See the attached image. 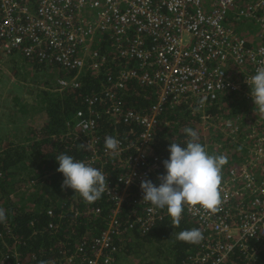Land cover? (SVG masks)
<instances>
[{"label":"built area","instance_id":"2783aa9c","mask_svg":"<svg viewBox=\"0 0 264 264\" xmlns=\"http://www.w3.org/2000/svg\"><path fill=\"white\" fill-rule=\"evenodd\" d=\"M9 57L75 70L56 80L54 92L78 89L80 74L98 82L53 139L88 145L76 160L107 177L106 203L82 210L71 205L69 215L104 224L90 242L62 249L57 264H119L121 241L172 219L167 208L143 201L140 187L145 179L158 186V176L166 174L152 142L167 103L192 107L203 132L245 151L242 160L224 154L232 165L222 171L219 212L184 206L181 219L204 236L187 264H227L235 253L246 264L253 261L254 245L264 238V114L255 108L246 80L264 67V0H0V62ZM133 82L153 87V104L143 111L119 103ZM224 93L240 95L250 107L213 115L210 107ZM100 121L116 130L110 135L120 141L115 153L105 149ZM57 228L48 225L52 232ZM5 236L12 249L0 264H25L10 226L0 233Z\"/></svg>","mask_w":264,"mask_h":264},{"label":"trees","instance_id":"16d2710c","mask_svg":"<svg viewBox=\"0 0 264 264\" xmlns=\"http://www.w3.org/2000/svg\"><path fill=\"white\" fill-rule=\"evenodd\" d=\"M228 22L232 23L230 16ZM33 65L44 68L43 65ZM57 68L59 77H65L61 72L64 70L58 66ZM73 73L66 72V76L71 77ZM78 80L80 83L78 89H66L58 93L48 88L41 90L36 103L31 105L29 111L42 113L43 121L37 124L38 127L27 128L25 134L20 135L13 131L14 137L7 139L8 141L2 145L0 171L2 170L5 178L0 186V208L5 210L7 219L0 222V233L4 231L5 226L12 228V233L21 240L17 251L19 259L25 264H40L41 261L57 264L56 259L62 249L72 251L76 242L82 240L90 242L103 228L104 222L101 218L93 222L82 215L76 221H72L69 215L70 206L82 210L88 203L72 189L62 190L64 177L57 171L59 163L56 157L61 153L71 155L74 159L83 156L81 148L71 146L66 141L53 139L62 133L66 121L77 109L84 107V97L97 88L98 82L90 73L80 74ZM127 87L129 89L119 95V103L124 108L143 111L153 104V87L135 82ZM247 108L240 95L224 93L218 102L210 107V112L213 115L226 116ZM192 109L182 103L176 107L167 103L164 107L162 123L156 127L152 142L155 152L161 157V163L169 158L170 153L167 149L170 143L186 147L189 137L183 131L185 127H190L198 133L199 142L206 147L209 154L230 153V161L242 160L245 151L230 146L227 141L218 138V135L214 134L212 137L211 133L203 132ZM99 129L104 138L116 131L113 126L102 122ZM221 141L228 143L227 149L220 146ZM230 165L232 162L224 165L222 171ZM33 181L36 183L31 185ZM105 203L103 196L94 202L95 205L102 207ZM49 210L52 211L51 216L47 214ZM51 223L58 226L56 232L48 229ZM193 228H196L195 225L188 219H181L178 227L173 225L172 219H167L157 224L149 233L134 234L119 244L123 248V254L140 256L142 259H144L142 255L146 253L143 249H146L145 251L151 253V258H154V261L147 264L159 262L187 264L189 257L200 245L177 240L176 235ZM12 243L9 237L0 238V257L12 249ZM254 246L257 253L249 264H264V238ZM227 264L246 263L240 254L235 253Z\"/></svg>","mask_w":264,"mask_h":264},{"label":"clouds","instance_id":"9594fccd","mask_svg":"<svg viewBox=\"0 0 264 264\" xmlns=\"http://www.w3.org/2000/svg\"><path fill=\"white\" fill-rule=\"evenodd\" d=\"M251 88L250 95L255 108L264 114V67L256 69L255 75L246 80ZM58 93V92H57ZM203 103V101H201ZM84 127L87 122L81 121ZM189 137L186 147L178 143H170L169 158L164 160L166 174L158 176L159 185L151 180L141 181L143 201L149 202L156 208H167L174 226H179L184 206L199 205L206 213H217L221 210L222 168L228 163L222 154H209L206 147L199 142L198 133L190 127H185ZM120 141L113 136L105 137V149L115 153ZM81 149L87 150L88 145L80 144ZM59 163L57 171L63 174V189H72L86 203H94L108 189L107 177L104 173L90 164L74 159L73 156L61 153L56 157ZM199 209H197L198 211ZM7 219L5 210L0 208V222ZM176 239L199 244L204 239L198 228L181 231ZM40 264H47L41 261Z\"/></svg>","mask_w":264,"mask_h":264},{"label":"rangeland","instance_id":"374dc122","mask_svg":"<svg viewBox=\"0 0 264 264\" xmlns=\"http://www.w3.org/2000/svg\"><path fill=\"white\" fill-rule=\"evenodd\" d=\"M242 28L241 25L240 30ZM27 66H30V64H27L21 58L11 59L9 57L0 62V144H5L10 136L14 137L13 131L20 133V135L25 134L32 123L35 124L41 121V115L39 117L37 114L31 113L27 105L36 103L37 95H39L42 88L43 90L46 88L53 90L56 80L59 78L57 67L27 70ZM32 72H35L34 77H32ZM42 72H44L43 75L40 74ZM61 72L67 77L65 71ZM249 107L250 105H248ZM219 144L227 149V145L223 141ZM233 147L240 148L237 145H233ZM143 250L146 252L142 255L144 259L131 254H121L119 255V264H143L144 262V264H147L154 261V258H151V253L145 251L146 249Z\"/></svg>","mask_w":264,"mask_h":264},{"label":"crops","instance_id":"0c3cea01","mask_svg":"<svg viewBox=\"0 0 264 264\" xmlns=\"http://www.w3.org/2000/svg\"><path fill=\"white\" fill-rule=\"evenodd\" d=\"M28 64V63H27ZM38 69V70H42L41 68H39V67H37V66H35V65H31L30 64V66H27V70H36V69ZM34 73L35 72H32V77H34ZM41 75H43L44 74V72H42V73H40ZM29 75H31L30 73H29ZM42 90H43V88H42ZM28 107H29V109H30V107H31V105H27ZM33 113H35V114H37L39 117H40V115H41V121H43V115H42V113H40L39 111H35V112H33ZM34 117V116H33ZM32 119V118H31ZM40 122V121H39ZM39 122H36L35 124H31V127H38V123ZM9 138H12V136H10ZM0 140H1V138H0ZM3 140H5V139H3Z\"/></svg>","mask_w":264,"mask_h":264},{"label":"bare ground","instance_id":"6f19581e","mask_svg":"<svg viewBox=\"0 0 264 264\" xmlns=\"http://www.w3.org/2000/svg\"><path fill=\"white\" fill-rule=\"evenodd\" d=\"M227 22H228V19H227Z\"/></svg>","mask_w":264,"mask_h":264}]
</instances>
